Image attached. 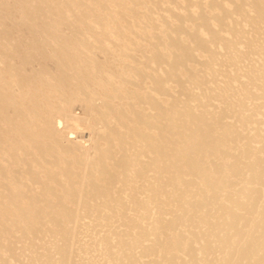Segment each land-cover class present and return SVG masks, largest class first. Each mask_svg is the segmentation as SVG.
I'll return each mask as SVG.
<instances>
[{
	"label": "bare ground",
	"instance_id": "1",
	"mask_svg": "<svg viewBox=\"0 0 264 264\" xmlns=\"http://www.w3.org/2000/svg\"><path fill=\"white\" fill-rule=\"evenodd\" d=\"M0 264H264V0H0Z\"/></svg>",
	"mask_w": 264,
	"mask_h": 264
},
{
	"label": "rangeland",
	"instance_id": "2",
	"mask_svg": "<svg viewBox=\"0 0 264 264\" xmlns=\"http://www.w3.org/2000/svg\"><path fill=\"white\" fill-rule=\"evenodd\" d=\"M84 139L83 138H81V141H83Z\"/></svg>",
	"mask_w": 264,
	"mask_h": 264
}]
</instances>
